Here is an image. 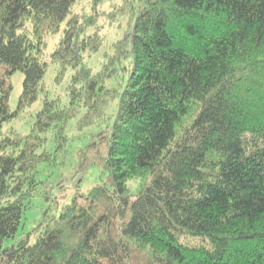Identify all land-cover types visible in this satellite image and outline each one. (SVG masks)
Returning a JSON list of instances; mask_svg holds the SVG:
<instances>
[{"label":"trees","instance_id":"16d2710c","mask_svg":"<svg viewBox=\"0 0 264 264\" xmlns=\"http://www.w3.org/2000/svg\"><path fill=\"white\" fill-rule=\"evenodd\" d=\"M76 1L0 0V264H264V0H123L127 30L96 72L81 53L102 38L81 35L100 0L82 23ZM62 23L49 59L55 83L73 70L64 106L42 82L44 39ZM39 96L30 132L3 133ZM113 101L112 123L88 144L101 151L104 181L43 218L34 243L3 247L41 183L39 165L54 167L65 148L67 122L83 110L76 127H90ZM132 179L142 181L130 194Z\"/></svg>","mask_w":264,"mask_h":264},{"label":"rangeland","instance_id":"374dc122","mask_svg":"<svg viewBox=\"0 0 264 264\" xmlns=\"http://www.w3.org/2000/svg\"><path fill=\"white\" fill-rule=\"evenodd\" d=\"M123 0H100L97 7V16L95 22L84 27L81 35H91L98 33L101 36V46L97 52L88 54L81 53L82 63L96 72L106 61L107 56L114 51V44L119 41L129 23V15H118L117 11L122 5ZM93 0H77L72 11L81 15V23L84 18L88 19L93 14ZM64 29V23L61 24L56 34H48L45 37V49L43 60L47 62L46 72L43 76V86L49 97H57L61 106L67 104L68 97L66 86L69 83L70 76L73 73L69 69L60 83H55L54 77L57 65L49 59L50 53L59 43ZM122 63H118L120 67ZM121 74L105 82V86H113L121 79ZM23 75L21 72H15L11 77L12 90L10 93L8 105L11 111H14L18 98L22 90ZM115 101L109 104L105 116L96 124L78 130L76 127L80 113L67 122L65 125V134L68 142L65 148L58 153L59 158L54 167L46 163L39 165L38 180L41 182L37 186V192L30 199L29 207L22 215L20 226L11 238L2 242L3 247L17 243L19 240L27 238L30 244L35 242V235L29 233L43 220V218L57 217L65 205L70 204L76 194H86L91 188L101 184L104 181L105 174L99 164L101 151L92 149L88 144L95 139V135L105 131L113 121L115 111ZM41 108L40 96L30 107L26 108L18 117L5 123L2 127L3 133L14 130L18 134L27 135L34 122L35 113ZM47 142L45 149L53 152L56 142L52 131L45 134ZM73 178V180H72ZM141 179H132L128 181L130 194H133L139 186ZM180 241L189 245H206L208 242L202 237L185 235L180 237Z\"/></svg>","mask_w":264,"mask_h":264}]
</instances>
